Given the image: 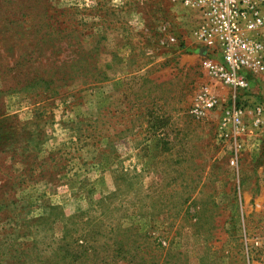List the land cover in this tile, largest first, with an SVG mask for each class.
<instances>
[{"label": "rangeland", "instance_id": "rangeland-1", "mask_svg": "<svg viewBox=\"0 0 264 264\" xmlns=\"http://www.w3.org/2000/svg\"><path fill=\"white\" fill-rule=\"evenodd\" d=\"M199 22L181 0H0V264H264V75L235 102Z\"/></svg>", "mask_w": 264, "mask_h": 264}, {"label": "built area", "instance_id": "built-area-1", "mask_svg": "<svg viewBox=\"0 0 264 264\" xmlns=\"http://www.w3.org/2000/svg\"><path fill=\"white\" fill-rule=\"evenodd\" d=\"M181 2L200 13L194 37L202 67L233 90L235 102L246 98L253 79L264 75V0ZM218 104L219 100L205 91L192 112L201 116ZM244 109L243 103L234 105L225 122L231 119L240 126ZM256 111L261 113L262 106H256Z\"/></svg>", "mask_w": 264, "mask_h": 264}]
</instances>
